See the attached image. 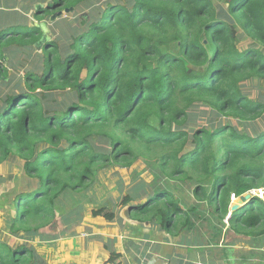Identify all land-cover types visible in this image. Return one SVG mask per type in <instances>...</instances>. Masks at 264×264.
<instances>
[{"label":"trees","instance_id":"trees-1","mask_svg":"<svg viewBox=\"0 0 264 264\" xmlns=\"http://www.w3.org/2000/svg\"><path fill=\"white\" fill-rule=\"evenodd\" d=\"M84 1L50 0L34 15ZM82 27L62 53L46 43L42 74L26 72L23 86L0 99V164L16 155L25 175L38 181L14 200L10 230L32 240L62 195L87 190L99 170L114 164L128 170L137 156L147 160L152 179L137 181L120 200L131 221L189 231L208 209L237 227L264 226V203L255 197L230 213L231 195L264 188V129L190 122L198 106L247 128L264 113V102L240 89L247 80H264V55L236 47L237 29L264 46V0H125L106 4ZM41 39L37 27L0 31V60L6 47ZM135 147L161 153L150 161ZM177 181L190 187L194 203L175 197ZM122 187L120 180V193ZM91 215L116 217L105 206ZM0 264L37 263L25 245L0 243Z\"/></svg>","mask_w":264,"mask_h":264},{"label":"rangeland","instance_id":"rangeland-1","mask_svg":"<svg viewBox=\"0 0 264 264\" xmlns=\"http://www.w3.org/2000/svg\"><path fill=\"white\" fill-rule=\"evenodd\" d=\"M48 2L50 0H0V31L19 26L37 27L42 32L41 41L34 45L17 43L4 49V61L0 60L6 70L4 75L0 73L1 100L11 91H17V87L23 86L21 79L26 72L38 76L42 74V47L46 43H53L62 53L71 37L83 30L84 19L88 23L100 15L106 4H123L125 0H85L77 8H64L35 17V12L45 8ZM237 33L236 47L239 52L253 49L264 55V46L242 36L239 29ZM240 86L248 99L264 102L263 79L253 78ZM57 102L62 106L66 101L58 96ZM192 113L194 116L190 122L198 128H205L209 123L230 122L239 130L246 129L247 133L264 129V113L259 119L249 122V128L236 124L229 116L214 115L209 108L198 106ZM251 126L254 128L251 129ZM135 149L136 153L142 152L148 156L150 161L156 160L161 153L154 149ZM137 157L128 170L114 164L99 170L87 190L62 195L56 203L54 217L48 225L37 230L38 236L28 241L24 232L10 230L16 218L12 205L18 196L37 187L38 181L27 177L23 171V161L11 155L7 162L0 164V243L13 249L25 245L33 250L34 262L37 264H109L113 255L116 256L113 264H147L154 253L165 257L166 250L172 253L171 264L179 255L186 257L187 264H235L228 261V252L231 250L234 251L233 259L241 258L242 264H260L259 261L264 259V243L260 244L261 238L264 241L263 225L252 229L237 227L230 224L227 217L216 215L208 209L200 212L201 218L197 219L189 231H183L178 226L167 233L147 222L131 221L128 209L121 208L120 200L126 193L131 194L130 189L137 181L149 183L152 179L145 165L147 160ZM120 180L123 183L122 193L119 192ZM171 184L177 186L174 191L176 198L188 204L194 203L186 183L177 181ZM128 185L130 188L127 190ZM102 206L116 214L112 222L92 217V210ZM235 206H240L239 199L235 203L230 202V211ZM37 223L28 222L30 227L40 225ZM164 243L168 246L162 247Z\"/></svg>","mask_w":264,"mask_h":264},{"label":"crops","instance_id":"crops-1","mask_svg":"<svg viewBox=\"0 0 264 264\" xmlns=\"http://www.w3.org/2000/svg\"><path fill=\"white\" fill-rule=\"evenodd\" d=\"M261 239H263V238H261ZM261 239H260V244H262V242L264 243V241L261 240ZM164 246H168V245H165V243H164V245L162 247H164ZM162 247H160V248H162ZM232 247L233 246H231L230 248H232ZM166 251L167 252H166V256L165 257L160 256V254H158V253H154V256L147 262V264H171V262H172V253H169L168 250H166ZM233 252H234L233 250L228 252V256H229L228 261L230 263L242 264V262H241L242 259L241 258H238V259L234 258L235 260H239L238 262L234 261ZM260 261H259L260 264H264V259H262ZM173 264H187L186 263V257H182V255H179V258L176 259V261Z\"/></svg>","mask_w":264,"mask_h":264},{"label":"built area","instance_id":"built-area-1","mask_svg":"<svg viewBox=\"0 0 264 264\" xmlns=\"http://www.w3.org/2000/svg\"><path fill=\"white\" fill-rule=\"evenodd\" d=\"M263 173H264V168H263ZM246 195H250V197H255L258 200L262 201L264 203V188L257 189V190H251L249 191ZM237 198H235L234 195H231L230 197V202L235 203ZM229 215V214H228Z\"/></svg>","mask_w":264,"mask_h":264},{"label":"water","instance_id":"water-1","mask_svg":"<svg viewBox=\"0 0 264 264\" xmlns=\"http://www.w3.org/2000/svg\"><path fill=\"white\" fill-rule=\"evenodd\" d=\"M250 200H251L250 195H244V196L240 197V199H239L240 206L245 205V204L248 203ZM240 206H239V207H236V206L233 207L232 210H231L230 212L233 213V212L237 211V210L240 208ZM127 212H128V211H127Z\"/></svg>","mask_w":264,"mask_h":264},{"label":"clouds","instance_id":"clouds-1","mask_svg":"<svg viewBox=\"0 0 264 264\" xmlns=\"http://www.w3.org/2000/svg\"><path fill=\"white\" fill-rule=\"evenodd\" d=\"M240 199V198H239ZM231 213V212H230Z\"/></svg>","mask_w":264,"mask_h":264}]
</instances>
